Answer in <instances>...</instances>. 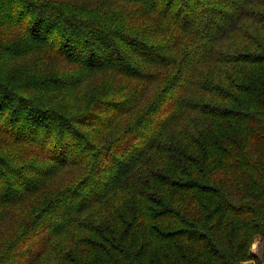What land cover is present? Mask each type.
<instances>
[{
    "label": "trees",
    "instance_id": "trees-1",
    "mask_svg": "<svg viewBox=\"0 0 264 264\" xmlns=\"http://www.w3.org/2000/svg\"><path fill=\"white\" fill-rule=\"evenodd\" d=\"M264 241V0H0V264H241Z\"/></svg>",
    "mask_w": 264,
    "mask_h": 264
},
{
    "label": "rangeland",
    "instance_id": "rangeland-1",
    "mask_svg": "<svg viewBox=\"0 0 264 264\" xmlns=\"http://www.w3.org/2000/svg\"><path fill=\"white\" fill-rule=\"evenodd\" d=\"M251 251L255 252L259 258H261L264 252V241L260 238H256L251 246Z\"/></svg>",
    "mask_w": 264,
    "mask_h": 264
},
{
    "label": "built area",
    "instance_id": "built-area-1",
    "mask_svg": "<svg viewBox=\"0 0 264 264\" xmlns=\"http://www.w3.org/2000/svg\"><path fill=\"white\" fill-rule=\"evenodd\" d=\"M260 259H261L260 264H264V252H263V254H262ZM241 264H255V263L254 262H244V263H241Z\"/></svg>",
    "mask_w": 264,
    "mask_h": 264
},
{
    "label": "crops",
    "instance_id": "crops-1",
    "mask_svg": "<svg viewBox=\"0 0 264 264\" xmlns=\"http://www.w3.org/2000/svg\"><path fill=\"white\" fill-rule=\"evenodd\" d=\"M253 252V251H252ZM255 255H257L255 252H253ZM258 256V255H257Z\"/></svg>",
    "mask_w": 264,
    "mask_h": 264
}]
</instances>
